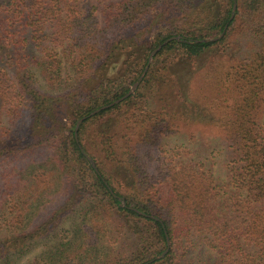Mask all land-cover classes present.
Here are the masks:
<instances>
[{
	"label": "trees",
	"instance_id": "16d2710c",
	"mask_svg": "<svg viewBox=\"0 0 264 264\" xmlns=\"http://www.w3.org/2000/svg\"><path fill=\"white\" fill-rule=\"evenodd\" d=\"M245 1L0 0V264H191L200 248L209 264H264V0ZM144 72L136 94L76 131ZM124 121L150 146L202 125L221 142L193 134L149 175L133 138L119 142ZM214 144L225 178L209 165ZM51 232L54 247L32 256Z\"/></svg>",
	"mask_w": 264,
	"mask_h": 264
},
{
	"label": "rangeland",
	"instance_id": "374dc122",
	"mask_svg": "<svg viewBox=\"0 0 264 264\" xmlns=\"http://www.w3.org/2000/svg\"><path fill=\"white\" fill-rule=\"evenodd\" d=\"M250 1H245V0H241V5L242 8L244 10V8L247 7V5L249 4ZM238 30V29H237ZM243 34L240 33L239 35L236 36V34L234 36H231L229 39V43L232 46H235L237 43L239 44V42L241 41H245V38H243L242 36ZM220 35H216V37H219ZM235 44V45H233ZM154 58L151 62V64L153 63ZM203 60H199L197 61L196 65L202 62ZM70 66V65H68ZM71 67V66H70ZM72 71V70H71ZM69 75H74L73 72L68 73ZM121 75H119V73L112 72L108 77H111L113 79H119ZM145 76V75H144ZM107 77V76H106ZM144 78V77H143ZM99 81V77H96L95 79L92 80L93 85L98 83ZM138 81V80H137ZM136 81V82H137ZM142 81V80H141ZM141 83V82H140ZM133 86V85H132ZM131 86V87H132ZM130 87V89H131ZM138 89H136V91L132 94H136ZM96 115V114H95ZM93 115V116H95ZM129 116V115H128ZM125 116L121 117V119H124ZM90 118V117H89ZM108 119V117H103L102 120L100 122H105L106 126L112 127L115 124V120L111 119L110 121L106 122V120ZM125 123H122V125H117V131L119 132V142L124 143L125 145L129 143V137H132L133 140L131 142V144L133 145L134 149L136 150V154L138 156V158L140 159V162L142 164V166L144 167V169L149 173V175H155L157 174V169H158V164L160 161V156L159 153L161 154H165V151H170V149H172L175 145H179V144H183L184 142H187L188 144H191V141L193 140V134H196L197 136L200 135H205L206 137H209L211 140L213 139H217V143L221 142L220 139V133L218 131L217 128L215 127H209V126H197L195 129L193 127H188V128H183V131L181 132H176V133H171L169 136L164 138V143L163 144H155L154 146H150L147 145L146 143H139L137 140V137L133 135V133L135 132V130L130 126L126 127V121H124ZM70 122H66L64 124H59L58 126H56L53 130L55 133H66L67 131H69L70 129ZM128 129V130H127ZM195 139V138H194ZM137 140V141H136ZM215 145V153L213 154V158L211 159V163L209 164L210 166L213 167L214 172L222 177L225 178V165L223 162V159L225 157V151L223 150V146L220 145ZM47 151V150H46ZM44 151V152H46ZM189 151V150H188ZM48 153H53V151H48ZM205 157V156H204ZM19 162H23V160H17L15 163L17 165L21 164ZM14 164V162L12 163ZM3 170V168H1V171ZM128 175L125 173L124 176V188L126 191H129V184L130 183V178L127 179ZM65 184H63V186H65ZM158 186V185H157ZM42 187H45V185L43 184ZM167 186L162 185L160 186L161 189L165 190ZM63 195H61V199L63 201V199L65 198L66 194L65 192H62ZM75 191L72 193V196H74ZM56 197V196H55ZM124 198V197H122ZM59 200V201H60ZM125 200V199H124ZM57 202V201H56ZM55 202V204H56ZM53 202H46V207L49 205L51 208H53ZM63 203V202H62ZM45 207V208H46ZM80 208L77 210V212H73V214H71L69 217L64 215L62 218V222H60V237L59 240L60 241H66L70 238V233H71V228L73 227V224H77L80 223L81 221V217H80ZM44 212V211H43ZM42 214V212H41ZM35 221L37 223L38 218H35ZM118 228L115 229L114 232V238H116L118 235H120ZM110 232L109 230H106V235H107V239L109 244L112 243L111 237H110ZM51 238L50 239H46L45 243L43 245H37L36 247H34L33 251H32V256L34 257H38L40 255V253L45 249H49L51 250L52 247H54V245L57 243L58 239L54 237V233L51 232ZM49 235V236H50ZM1 236V234H0ZM118 245V244H117ZM113 247V246H111ZM211 251H209L208 249L205 248H200L196 251H194L192 254H189V261L191 259V264H209V259L211 256ZM158 257V256H157Z\"/></svg>",
	"mask_w": 264,
	"mask_h": 264
},
{
	"label": "water",
	"instance_id": "95a60500",
	"mask_svg": "<svg viewBox=\"0 0 264 264\" xmlns=\"http://www.w3.org/2000/svg\"><path fill=\"white\" fill-rule=\"evenodd\" d=\"M235 11H236V4H235L234 9H233V15H232V17L234 16ZM220 36H222V35L220 34ZM220 36H219V37H220ZM179 39H180L179 37H172V38L166 40L162 45H159V46H158V47L152 52V54L150 55L149 63H148V65H147V67H146L145 72L148 70V68H149V66H150V64H151V62H152L154 56H155L156 53H157V52L163 47V45L167 44V43H168L169 41H171V40H179ZM212 39H215V38L204 39V40H212ZM145 72H144V73L142 74V76L138 79V81L135 82V83L133 84V86L131 87V89H130V90H129L124 96H122L121 98H119V99L113 101V102L110 103V104L104 105V106H102L101 108H98V109L94 110V111L91 112L89 115H86V116L80 118V119L77 121V124H76V131L79 130L81 124H82L87 118L92 117L93 115L99 113L100 111H102V110H104V109H107V108H110V107L114 106L115 104H118V103L122 102L123 100H125L126 98L130 97V96L136 91V89L138 88V86H139L141 80L143 79V77H144V75H145ZM89 160H90L93 164H95L94 160H93L91 157H89ZM119 199L121 200V204H122V205H125V200H124V198L120 197ZM169 244H170V242H169ZM166 252H167V251H165V252H163L161 255H159V256L157 257V259H160V258H162L163 256H165Z\"/></svg>",
	"mask_w": 264,
	"mask_h": 264
}]
</instances>
